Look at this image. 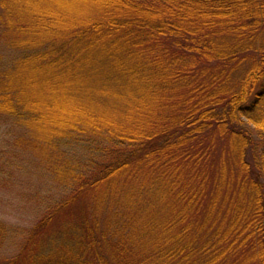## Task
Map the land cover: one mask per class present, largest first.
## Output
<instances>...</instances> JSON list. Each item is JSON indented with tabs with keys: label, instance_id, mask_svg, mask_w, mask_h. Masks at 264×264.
Listing matches in <instances>:
<instances>
[{
	"label": "trees",
	"instance_id": "1",
	"mask_svg": "<svg viewBox=\"0 0 264 264\" xmlns=\"http://www.w3.org/2000/svg\"><path fill=\"white\" fill-rule=\"evenodd\" d=\"M51 1L0 0V116L70 191L5 263L264 264V0Z\"/></svg>",
	"mask_w": 264,
	"mask_h": 264
},
{
	"label": "rangeland",
	"instance_id": "2",
	"mask_svg": "<svg viewBox=\"0 0 264 264\" xmlns=\"http://www.w3.org/2000/svg\"><path fill=\"white\" fill-rule=\"evenodd\" d=\"M87 0H52L47 5L42 3L34 8L49 9L56 7L61 14H73V18L93 20L98 9ZM66 16V15H64ZM0 68L18 58V52L0 45ZM115 107L109 110L98 108L97 113L105 112L118 119L125 113V105L129 102L117 101ZM67 105V104H64ZM114 110L119 111L118 115ZM119 122L120 120H116ZM24 130L13 119L0 116V225L6 227L7 237H0V264L14 257L26 234L40 220L44 208L55 203L70 189L59 185L47 171L48 166L43 163L46 157H39L34 152L21 148L17 140L24 135ZM264 181V178H263ZM66 188V189H65ZM68 188V189H67Z\"/></svg>",
	"mask_w": 264,
	"mask_h": 264
}]
</instances>
